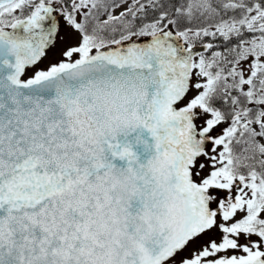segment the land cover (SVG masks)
Masks as SVG:
<instances>
[{
  "label": "snow or ice",
  "instance_id": "obj_1",
  "mask_svg": "<svg viewBox=\"0 0 264 264\" xmlns=\"http://www.w3.org/2000/svg\"><path fill=\"white\" fill-rule=\"evenodd\" d=\"M0 264H264V0H0Z\"/></svg>",
  "mask_w": 264,
  "mask_h": 264
}]
</instances>
